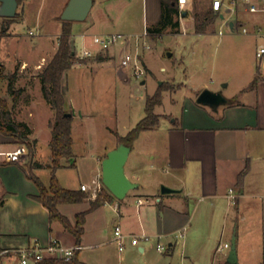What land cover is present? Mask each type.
<instances>
[{
	"label": "crops",
	"instance_id": "crops-1",
	"mask_svg": "<svg viewBox=\"0 0 264 264\" xmlns=\"http://www.w3.org/2000/svg\"><path fill=\"white\" fill-rule=\"evenodd\" d=\"M69 1L63 0L61 14L55 18L61 20V15ZM213 1L209 2L210 10L198 13L196 0H191L183 11L186 12V16L182 15V19L179 20L180 33L177 35L195 37L196 39L190 43L192 47L200 43L212 47L215 44L216 49L222 47L224 61H227L235 50L239 55L247 54L249 58L240 69L238 85L232 95L226 97L222 91L215 90L207 82H203L201 90L195 96L183 92L180 116L176 117L172 114L167 125H163L160 120L155 129L141 133L126 164L128 177L138 183L139 187L131 191L124 201L118 202L120 212L117 213L114 227L119 226L126 235L146 234L155 238L157 236L170 238L179 232L185 235V230L188 229L185 237L183 236V255L185 260H189L192 264L207 261L212 264H225L227 261L224 262L223 258L226 256L228 258L229 254L219 258L221 253L217 252V248L219 245L229 244L223 243V239L228 232L236 229L255 230L259 237L258 245L262 254L264 253V56L257 57L259 47L264 46V12L252 13L240 0H223L222 8L216 12L213 10ZM255 1L259 2V0ZM30 2L32 0H24L23 20L26 19ZM136 6L140 8L137 22L139 21L145 30L143 34L131 23ZM208 12L212 13L215 20L204 34H197L195 18L196 16L201 18ZM190 14L192 22H187ZM160 18V0H94L93 8L84 21L86 32L81 36L84 40L83 48L94 53L99 52L93 40L89 41L85 38L87 35L91 38L122 34L125 39L123 43H118L111 50L106 51L102 61L98 60L90 64L97 65V68H106V66L110 68L116 65L119 56L125 55L124 62L129 63L133 59L135 65L141 56V37H147L148 28L156 25ZM59 24L60 32L57 31L56 34L58 38L61 34L62 22ZM97 25L100 29L93 34L89 33ZM224 27L230 30L231 35H224L222 32ZM244 28L248 30L247 34L243 33ZM49 32L46 37L52 38L53 33L50 30ZM235 35H239L242 39H235L236 37H233ZM76 36L73 32L74 45ZM4 38L1 39L0 45ZM57 50L58 47L55 48V53ZM47 52L48 50L45 53ZM132 53L133 58H131ZM17 55L18 52L14 58ZM45 58L46 54L37 60L30 61L25 58L22 61V68L23 66L27 68V65L31 64L34 70H40L38 66H45L43 63ZM1 66L4 67L5 64L2 63ZM78 66L84 64H77L70 71ZM183 66L187 78L188 66L184 63ZM25 69L19 71L16 86L23 79L19 75L23 74ZM203 70L208 72L210 69L205 67ZM214 70L212 68V71ZM255 79H258V83L254 89H250ZM221 82L230 85L228 72L221 76ZM34 85L36 91L33 90L35 87L33 88L30 82L21 85L22 93L13 109V115L18 122H25L31 127L33 130L31 138L37 142L41 123L45 133L50 136L49 145H45L48 151L44 150V158L41 145H36L34 161L44 168H38L34 173L41 179L43 171L51 170L46 166L52 159L50 148L52 133L49 123L54 112L45 101L40 84L34 83ZM184 85L189 87L186 83ZM204 90L222 93L227 103L217 109L198 104L199 93ZM70 102L69 108L75 114L73 122L75 125V117L81 113V110L72 99ZM0 146L8 151L19 147L15 145L13 138L5 137L1 133ZM73 154L75 167H68L66 161H63L62 167L57 172L61 169L78 167L75 141ZM28 162L29 157L26 152L18 158L0 163L2 164L0 184L3 195L0 207V250L26 247L33 242L47 245L57 241L67 246L79 247L77 256L79 261L90 264L88 258L82 257L86 250L95 246L90 241L88 227L92 218L96 219L103 214L105 205L88 213L81 244L77 245L75 237L58 221L51 222L49 211L33 199L39 191L22 169L26 168ZM247 167L248 172L240 185V174ZM99 173H102L101 154L96 155L93 161L92 173L88 181L82 179L80 175L79 185L62 187L67 190H80L82 184L90 183ZM163 186L176 192L163 195L161 192ZM58 209L72 225H75L76 216L90 210V206L86 203L65 204L59 205ZM56 223L58 225H55ZM247 234L237 237L238 257L239 250L242 252L240 243H244ZM102 244L98 243V245ZM170 247L168 255H172L175 251L173 244H170ZM139 250L142 253L146 252L143 246L139 247Z\"/></svg>",
	"mask_w": 264,
	"mask_h": 264
},
{
	"label": "rangeland",
	"instance_id": "rangeland-1",
	"mask_svg": "<svg viewBox=\"0 0 264 264\" xmlns=\"http://www.w3.org/2000/svg\"><path fill=\"white\" fill-rule=\"evenodd\" d=\"M62 2L63 0H32L27 9L26 19L23 20L22 6L25 3L24 0H21L16 23L12 28H9L7 35L4 36L5 38L3 37V43L0 45V69L3 67L1 64L4 63L5 74L15 73L16 71L19 73L23 69L22 61L25 58L30 61L37 60L43 54H46L47 60L46 58L43 60L45 66L51 61L55 48L58 47L56 34L57 31L60 32L59 23H61V20L55 17L61 14ZM209 2L210 0H196V12L202 13L208 9L210 10ZM139 13L140 8L136 6L132 13L133 20L131 23L143 34L145 30L139 21L137 22L140 17ZM180 19H182V16ZM186 21L192 22L191 14ZM7 26L8 23L0 18V32ZM99 27L97 25L89 33L97 32L100 29ZM49 30L53 33L52 38L46 37L50 33ZM73 32L77 35L75 49L80 55L84 49V40L81 37L86 32L84 31V22H74ZM222 32L226 36L231 35L227 27H224ZM170 33L166 32L158 37H141V56H139V61L135 65L133 59L129 63L124 62L125 55H121L117 58L115 66L97 68V65H92L93 62H97L98 57L103 58L106 56V52H97L94 53L93 57L84 59L87 61L84 66H78L76 69L67 72L64 81L67 106H71L70 99H72L74 104L81 110V113L77 114L75 125H73L78 167L61 169L57 172L56 177L61 186L70 188L79 185L78 178L80 175L82 179L87 181L90 179L96 155L101 154L103 161L109 152L108 150H112L119 145L117 134L125 136L145 117L146 99L148 96H153L159 87L164 86L169 89L163 93L162 106L157 107L155 110L163 125L169 123L172 114L176 117L180 116L183 92L195 96L201 90L203 82H207L215 90L222 91L226 97L232 95L236 85H238L239 80L237 81V79L241 72L240 69L244 67L246 60L249 58L247 54L239 55L235 50L231 53L229 59L224 61L222 47L216 49L215 44L212 47L211 45L203 46L201 43L192 47L190 43L196 39L195 37ZM233 37L242 39L239 35ZM85 38L89 41L90 39L93 40V37L90 38L88 35ZM123 42L124 39L119 41V43ZM47 50L48 52L45 53ZM16 52H18V55L14 58ZM131 58H133V53ZM182 62L188 66L187 78ZM138 64L145 72L143 77H137L136 75ZM205 67L210 70L205 72L203 70ZM212 68L215 70L212 71ZM40 71L34 70V66L31 64L27 65L24 73L19 75L23 79L20 80L21 82L16 86V89H21V85L29 82L33 88L35 87L33 89L35 91L36 85L34 83L40 84V87H42L38 76ZM226 72L229 73V86L226 82H221V76ZM184 83L188 84L189 87H185ZM7 85V81H0V95L12 104V97L8 94ZM176 93L178 95H175ZM69 112H73V110L69 108ZM37 139L36 145H41L44 158V150L48 151V147H45V145H49L50 136L45 133L42 123L38 129ZM31 140L34 141L32 138ZM15 145L23 146L16 142ZM51 177V170H45L42 172L40 180L44 185L50 186ZM86 195L87 198L83 203L90 206V203L96 200L91 199L87 193ZM118 202L116 199L113 203L106 204L103 214L90 220L88 232L91 238L90 241L95 246L90 250H86L82 257L88 258L92 264H192L189 260H185L183 255L184 237L188 229L185 230V235L179 232L170 238H161L160 243L166 249L162 253L157 251L158 239L155 237H150V241L147 242L142 241L141 246L146 248L145 253H142L139 247L131 245V238L126 240V250L120 253L117 243L114 242L115 218L117 213L120 212L119 208H115V203ZM55 225H58V223ZM234 232H236L237 237L249 234L246 235L244 243H240V249L242 245V252H246L242 253L239 250V264H261L263 254L258 245L259 237L256 231L252 229L249 231L245 229L232 230L223 239V243L227 242L231 245ZM98 243L103 244L98 245ZM170 244L175 246L172 255H168L171 249ZM229 252L230 249H225L218 257L223 258ZM226 257L223 258L224 262L227 261ZM201 264L212 263L207 261L205 263L201 262Z\"/></svg>",
	"mask_w": 264,
	"mask_h": 264
},
{
	"label": "trees",
	"instance_id": "trees-1",
	"mask_svg": "<svg viewBox=\"0 0 264 264\" xmlns=\"http://www.w3.org/2000/svg\"><path fill=\"white\" fill-rule=\"evenodd\" d=\"M161 2V18L160 21L148 28L147 34L151 37H158L164 35L166 32L177 35L180 33V17L183 12H180L177 0H160ZM20 5L21 0H18ZM18 17V13L16 15ZM16 17L9 19L3 18L8 26L0 32L1 39L7 35L9 28L16 22ZM215 17L211 12L206 13L203 17L195 18V32L197 34H204L208 27L214 22ZM61 34L58 38V50L51 59V61L38 74L41 82V90L45 101L54 112V119L50 121L49 127L52 133L50 142L51 148V163L46 167L51 169L52 177L50 186H45L34 170L44 168L43 165L34 161L37 140L32 141L31 136L33 130L25 122H18L13 115V109L18 103V99L22 93L21 89H16L18 80L17 71L12 74H5L4 67L0 69V81L8 82L7 91L12 97V104L8 99L0 95V133L5 137L13 138L16 143L25 146L29 162L26 168H22L26 177L31 180L38 188L39 194L33 197L34 200L42 204L48 211L50 221H58L72 236L75 237L77 245L81 244L82 235L84 233V224L88 213L99 209L100 207L113 203L116 198L108 192L106 188L102 190L98 199L90 203V210L80 213L76 216V223L72 225L68 218L63 216L58 207L65 204H81L87 195L81 190H67L64 189L58 182L56 172L62 167V162L66 161L69 167H75L73 145L74 140L72 136V125L74 122L73 112H69L67 106V99L64 90V81L66 74L77 64H86L84 59H78L76 55L75 45L72 42L73 38V22L62 21ZM102 61L103 58L98 57ZM258 83L255 79L250 86L254 89ZM164 86L159 87L153 96H148L145 105V117L124 137H119V144L124 143L133 148L136 140L141 133L155 129L160 122V117L155 113L157 107L163 104V93L168 91ZM72 113L71 117L66 116ZM2 164H0L1 166ZM248 172L246 170L240 174L239 183L243 180ZM237 203V201L235 202ZM78 256V255H77ZM68 264H83L76 257ZM225 264H228L227 262ZM264 264V253L262 263Z\"/></svg>",
	"mask_w": 264,
	"mask_h": 264
},
{
	"label": "built area",
	"instance_id": "built-area-1",
	"mask_svg": "<svg viewBox=\"0 0 264 264\" xmlns=\"http://www.w3.org/2000/svg\"><path fill=\"white\" fill-rule=\"evenodd\" d=\"M191 0H177L180 12L185 11ZM244 4L248 6V10L252 13L264 12V0H242ZM223 6V0L213 1V10L220 11ZM243 33L247 34L248 30L243 29ZM125 39L122 34H108L93 37V44L98 48L99 52H106L114 45L118 44L120 40ZM78 59H86L94 56V52L88 49H83L82 53L78 55ZM264 56V46L259 47L257 57L262 58ZM26 66H23L25 69ZM40 70L44 67L38 66ZM145 72L137 65V77H143ZM25 146L18 147L15 150H4L0 146V163L10 161L14 158L20 157V155L26 153ZM105 188L102 182V173L95 175L90 183L82 184L80 190L87 193L91 199L97 200L102 190ZM232 192V191H231ZM3 202L2 187L0 184V207ZM141 203V201H139ZM115 208H120L119 203H115ZM131 238V245L135 247H141L142 241H150V236L143 235H126L123 230L118 226L114 229V242L117 243L119 252L126 250V240ZM158 239L157 251L164 252L166 249L160 243L161 236L156 237ZM225 249H230L229 244L219 245L217 248L218 253H223ZM79 247L67 246L60 242L54 241L47 245H42L38 242H33L29 246L21 248H6L0 250V264H68L71 263L78 255Z\"/></svg>",
	"mask_w": 264,
	"mask_h": 264
},
{
	"label": "water",
	"instance_id": "water-1",
	"mask_svg": "<svg viewBox=\"0 0 264 264\" xmlns=\"http://www.w3.org/2000/svg\"><path fill=\"white\" fill-rule=\"evenodd\" d=\"M93 5L94 0H70L61 15V20L84 22L88 18ZM18 8V0H0V18H15ZM183 15L186 16V12H183ZM197 103L217 109L221 105H225L227 100L222 93L204 90L198 96ZM73 114L68 113L66 116L71 117ZM131 151V146L120 143L116 148L109 151L102 161V182L118 201H124L131 191L139 187V184L132 181L126 173V164ZM161 192L166 195L176 191L163 186ZM227 263L239 264L236 234L233 235L231 241Z\"/></svg>",
	"mask_w": 264,
	"mask_h": 264
}]
</instances>
